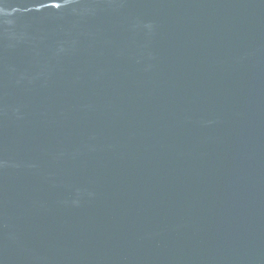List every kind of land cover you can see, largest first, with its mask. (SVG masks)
Returning a JSON list of instances; mask_svg holds the SVG:
<instances>
[{
    "label": "water",
    "instance_id": "obj_1",
    "mask_svg": "<svg viewBox=\"0 0 264 264\" xmlns=\"http://www.w3.org/2000/svg\"><path fill=\"white\" fill-rule=\"evenodd\" d=\"M0 264H264V0H0Z\"/></svg>",
    "mask_w": 264,
    "mask_h": 264
}]
</instances>
